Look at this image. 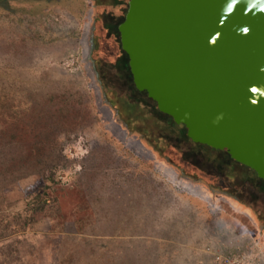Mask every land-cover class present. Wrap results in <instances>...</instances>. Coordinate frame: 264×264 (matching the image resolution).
<instances>
[{
  "label": "rangeland",
  "instance_id": "rangeland-1",
  "mask_svg": "<svg viewBox=\"0 0 264 264\" xmlns=\"http://www.w3.org/2000/svg\"><path fill=\"white\" fill-rule=\"evenodd\" d=\"M107 2L85 0L83 14L63 6L50 8L52 13L46 15L22 13L13 18L0 12V98L16 95L29 104L53 94L58 100L60 92L83 95L73 105V121L49 118L48 126L62 147L58 153L56 144L50 145L49 154L42 155L43 160L59 162L51 174L54 186L62 190L52 193L60 197L50 207L54 216L39 213L38 220H26L27 197L44 189L50 172L32 174L33 166L17 169L15 176L2 171L7 164L2 157L11 146L0 135V238L15 241L7 246L0 239V264H180V246L173 243L172 252L168 238L197 244L205 236L225 242L223 251L251 248L264 264V199L256 200L250 189H244L252 184L238 177L243 168L235 166L232 173L222 175L209 172L224 190L237 192L238 202L186 176L146 142L149 139L163 152H170L171 160L179 163H185L183 154L191 149L198 148L209 158L218 155L217 150L191 138L173 139L175 131L148 104L132 98L133 88L122 87L118 78L106 75L104 66L112 64V54L118 50V37L108 26L117 22L124 7L112 8ZM91 25H95V41L104 44L93 52L99 83L84 59ZM71 56L77 60L76 70L65 65ZM129 97L135 100L132 110H119ZM10 113L0 107V130L18 124L28 129L34 117L30 114L14 121ZM26 138L22 145L36 144L32 137ZM17 154L20 159L23 152ZM27 158L35 159V155L26 153ZM198 159L201 163L203 158ZM18 172L26 176L18 180ZM188 183L202 189V194L189 192ZM79 204L96 210L83 221L84 230L79 232L71 221L65 232H56V214L67 219L81 208ZM246 205H253L254 210ZM80 244H85L84 252ZM214 245L210 242L207 250L213 251Z\"/></svg>",
  "mask_w": 264,
  "mask_h": 264
},
{
  "label": "water",
  "instance_id": "water-1",
  "mask_svg": "<svg viewBox=\"0 0 264 264\" xmlns=\"http://www.w3.org/2000/svg\"><path fill=\"white\" fill-rule=\"evenodd\" d=\"M119 31L136 87L264 179V0H130ZM85 40L99 83L95 25Z\"/></svg>",
  "mask_w": 264,
  "mask_h": 264
},
{
  "label": "trees",
  "instance_id": "trees-1",
  "mask_svg": "<svg viewBox=\"0 0 264 264\" xmlns=\"http://www.w3.org/2000/svg\"><path fill=\"white\" fill-rule=\"evenodd\" d=\"M107 4L110 5L112 8H118L120 6H124L122 8V13L119 16V19L117 20L116 23L110 24L108 26V29L111 32L116 33L118 37V50L116 55L112 54L114 56L111 63H107L104 67L106 69V75H108L112 79H117L118 82L122 84V87H131L135 91H137L136 85L133 81V75L131 72L130 68V63H129V55L128 53L122 48L121 45V36H120V31H119V25L120 23L124 20L126 11L129 6V0H107ZM85 3V0H0V12L6 13L8 16H11L14 18V16L18 14H26V13H37L41 15H46V14H51L52 9L56 6H63V7H69L71 10H74L76 13H84L86 11V8L83 4ZM99 6L98 4L95 5ZM101 6V5H100ZM47 9H50L51 12L47 11ZM81 14V15H82ZM96 41V49L100 44V47L103 44L97 43ZM107 46V44H106ZM102 48V47H101ZM122 72V73H121ZM123 74V75H122ZM60 100L56 99V96L53 94L49 96L48 98L45 97L44 101H40L37 103H30L23 101L22 98H19L18 96H13L12 99H5V96H2L3 98H0V107L4 108L5 110L11 112L10 116L11 118L14 119V121L22 120L24 116H34L31 120H29V128L28 129H23L22 125H15L11 126L8 129L2 128L0 130V135H3L4 138H6L7 144H9L11 147L9 148L8 152H5V155L2 157L3 162H7V164L4 165L2 171L6 173H10L11 176L15 173V171L18 170H26L27 168H31L32 174L36 173L37 171L39 172H50V175H47L46 180L44 181V189L43 190H37L31 194L30 197H27V202H28V207H27V214H26V220L30 221H35L39 219V213H45L48 216L53 214V210L50 208L52 204L58 202L60 199L59 194L54 195L52 194L54 191L56 193L62 192V190H58L55 184V178L53 175H51L54 172V169L59 165V162L53 161V160H43L42 155L48 153L49 154V146L50 145H55L56 144V150L59 151L62 149V147L59 146V142L57 139L58 137H55L53 134V129L49 128L48 125L50 124L49 118L52 117L53 119L56 118V121H73L72 117V111L73 107L78 104L79 102L82 101L83 95L76 96L74 93L70 92H60ZM58 94V95H59ZM74 98V99H73ZM131 98V97H129ZM125 98L123 104L119 106V110L122 111H127L129 112V109L132 110V107L134 106L133 102H131V99ZM120 99V98H119ZM134 99V98H133ZM147 100V98H146ZM57 101V102H56ZM59 101L61 102V106L57 107L59 105ZM141 102V100H140ZM144 103H149L150 101L143 100ZM74 105V106H73ZM154 107L152 108V112L157 116V117H162L161 114L163 112L158 108L157 104L153 105ZM57 107V108H56ZM124 107V108H123ZM126 108V109H125ZM75 109V107H74ZM53 111V112H52ZM28 113V114H27ZM37 115V116H36ZM58 116V117H57ZM51 119V118H50ZM170 121L175 122L174 118H172ZM56 123V122H55ZM56 125V124H55ZM44 127V128H43ZM51 127V126H50ZM172 126L169 127L168 129H171ZM173 130V129H172ZM50 132V133H48ZM176 133V132H175ZM174 133V134H175ZM26 135H28L29 139L35 140L34 145H31L29 147H26L23 144V140L27 139ZM170 136L172 135V132L169 133ZM32 137V138H31ZM178 137L179 139H185V138H190L187 134V129L185 128L183 134L176 133L173 136ZM49 140V141H48ZM149 143L150 146L154 147V149L157 151L162 150L159 146H156L157 144H152L150 143L149 139H145ZM199 145H206L202 143H198ZM208 147H211L208 145ZM26 151V152H24ZM10 152V153H9ZM23 152V155L21 156L20 159H17V153ZM14 153V155H12ZM34 154L35 159H25V154ZM52 153V152H51ZM50 153V154H51ZM191 153V154H190ZM168 154V155H167ZM12 155V156H11ZM171 156L170 152L168 153L166 151L162 152L161 156ZM57 156V154H56ZM194 157V158H193ZM198 157L202 159L201 161V166L202 168H205L208 170V172L212 173H220L221 175L226 173V169H228V161L226 160H213L212 162H207L204 159L207 158V155L203 153L202 150L196 148V149H191L188 151L187 155L184 157V161H188L190 163H199ZM226 158V157H225ZM227 159L233 161L234 159L231 157L229 152H227ZM235 161V160H234ZM30 162V164H29ZM207 162V164H205ZM204 163V164H203ZM239 163V162H237ZM211 167H209V165ZM207 165V166H206ZM208 168V169H207ZM216 170V171H215ZM256 172V171H255ZM31 174V173H30ZM26 176L23 172L17 174V179L20 180ZM82 198L85 200L87 199L86 196H82ZM80 205V204H79ZM81 208H78L76 210H73L72 216L67 215H61L60 213L56 214V232H65L66 230V223H70L71 221L74 222L75 227L79 230V232H82L84 230L82 228L83 221L85 218H89V216H93L96 212L95 208H86L83 205H80ZM70 217V218H69ZM65 219V220H64ZM63 228V229H62ZM67 234V233H66ZM66 234H63L65 236ZM58 237V236H57ZM0 239H5L3 240V244H7V246L11 245V239L9 238H0ZM65 239V238H64ZM20 240V238H18ZM87 242V241H86ZM87 244V243H85ZM85 244H80L82 248L80 250L85 249Z\"/></svg>",
  "mask_w": 264,
  "mask_h": 264
},
{
  "label": "flooded vegetation",
  "instance_id": "flooded-vegetation-1",
  "mask_svg": "<svg viewBox=\"0 0 264 264\" xmlns=\"http://www.w3.org/2000/svg\"><path fill=\"white\" fill-rule=\"evenodd\" d=\"M125 16H126V14H125ZM120 36H121V34H120ZM97 48H99V46ZM129 61H130V59H129ZM134 93L135 94H134V96H132V98L141 100L142 104H145L143 102V100H145V101L149 100L150 102L146 103V104H148L151 108L154 107L153 106L154 104H157V102L148 95V92L146 90H140L137 88V91ZM135 96H137L138 98H136ZM114 97H113V99H117ZM132 98H129V99H131V102H132ZM146 98H147V100H146ZM161 115H162V117H160V118L164 121V125H166V126L169 125V127L172 126L171 130L173 129L176 133H178V134L182 133L183 134V132L186 128V126L183 123H177L175 120H174L175 122L170 121L173 117L171 115L165 113V112H163V114H161ZM146 142H147V140H146ZM193 142L198 144V142H195V141H193ZM203 146L208 147V145H203ZM212 149L217 150L218 155L211 157V160L210 159L207 160V158H205L204 159L205 161L212 162L213 160H216V159L217 160H221V159L226 160V161H228V163H227L228 169H226V172H230V173H232L235 170L234 169L235 166H241L243 169L239 172V174H237L238 177L243 178L244 181H249L252 184V187H249V188L244 187V189L245 190L250 189V191H252V193L254 194V199H256V200L261 199V198L264 199V179L260 178L258 176V174L255 172V170H253L251 167H249V166H247L241 162L237 163L238 161H236L235 159H234L235 161L234 160L231 161V160L227 159V152H228L227 150L216 149L213 147H212ZM156 152L161 156L163 151L157 150ZM185 156H186V152L183 154V157H185ZM161 157H163V156H161ZM163 158L168 159L169 162L173 163L174 165H177L180 168L181 172L183 174H185L186 176L192 175L191 177L193 179H197L198 181H202L203 183L207 184L211 189H213L217 192L229 195V196L233 197V199H235L239 202V197H238L237 192H233L234 193L233 194L232 192H228L227 189L224 190L225 188H223L221 181L214 180L212 177H210L211 173H209L208 170H206L205 168H202L201 163H190L188 161H184L185 163H183V162L179 163L178 160H176V159H174V161L172 162V160H171L172 157L167 156V155L164 156ZM181 160L183 161L184 158H182ZM250 204H252V203L250 202ZM246 207L250 208L251 210H254L253 205H246ZM256 212H258V210H256ZM256 214H257V216H259L258 215L259 212Z\"/></svg>",
  "mask_w": 264,
  "mask_h": 264
},
{
  "label": "crops",
  "instance_id": "crops-1",
  "mask_svg": "<svg viewBox=\"0 0 264 264\" xmlns=\"http://www.w3.org/2000/svg\"><path fill=\"white\" fill-rule=\"evenodd\" d=\"M168 245L170 250L173 248L172 244L176 243L178 246H180L181 254L178 256L180 258V264H221L216 259V253L221 252L224 249L225 242L218 240H211L208 237H204L203 239H199L197 244H191V242L188 241V244L185 241L178 242V240L173 241V238H168ZM212 242L215 244V248L213 251H208L207 247L208 244ZM186 249V252L182 254V250ZM217 249V250H216ZM219 250V251H218ZM221 250V251H220ZM217 251V252H216ZM173 252V249H172ZM224 252V251H223ZM171 258H174V254H170Z\"/></svg>",
  "mask_w": 264,
  "mask_h": 264
},
{
  "label": "built area",
  "instance_id": "built-area-1",
  "mask_svg": "<svg viewBox=\"0 0 264 264\" xmlns=\"http://www.w3.org/2000/svg\"><path fill=\"white\" fill-rule=\"evenodd\" d=\"M65 65L73 70L78 69L77 60L73 56L66 59ZM216 259L221 264H260L257 254L251 248L249 250L232 248L224 252H217Z\"/></svg>",
  "mask_w": 264,
  "mask_h": 264
}]
</instances>
